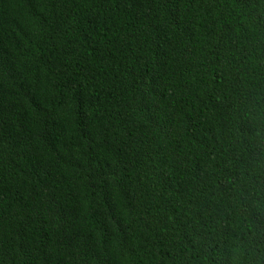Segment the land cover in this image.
<instances>
[{
    "label": "trees",
    "instance_id": "trees-1",
    "mask_svg": "<svg viewBox=\"0 0 264 264\" xmlns=\"http://www.w3.org/2000/svg\"><path fill=\"white\" fill-rule=\"evenodd\" d=\"M0 264H264V0H0Z\"/></svg>",
    "mask_w": 264,
    "mask_h": 264
}]
</instances>
